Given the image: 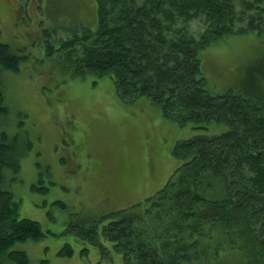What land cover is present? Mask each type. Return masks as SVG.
<instances>
[{"label":"trees","instance_id":"obj_1","mask_svg":"<svg viewBox=\"0 0 264 264\" xmlns=\"http://www.w3.org/2000/svg\"><path fill=\"white\" fill-rule=\"evenodd\" d=\"M97 6L95 29L48 45L47 55L74 76L111 75L124 101L145 97L181 125L228 126L179 138L167 180L154 194L108 212L103 238L126 264H264V92L212 94L200 57L211 41L232 33L264 38V0H97ZM27 57L0 42V70L19 71ZM8 111L0 86V116ZM16 152L0 129V264L4 257L28 264L25 250L9 247L45 236L38 220L18 216L6 187L5 169L20 168ZM74 230L105 249L96 223ZM73 251L66 244L60 252Z\"/></svg>","mask_w":264,"mask_h":264},{"label":"rangeland","instance_id":"obj_2","mask_svg":"<svg viewBox=\"0 0 264 264\" xmlns=\"http://www.w3.org/2000/svg\"><path fill=\"white\" fill-rule=\"evenodd\" d=\"M97 25V0H0V42L28 56L19 71L0 70L9 108L0 129L16 144L20 162L17 171L5 169L6 187L18 201V216L38 220L45 231L9 247L25 250L28 264H126L103 238L106 214L159 190L177 165L172 150L179 138L228 128L217 121L181 125L145 97L124 101L111 75L74 76L57 56L47 55L48 45L58 47ZM200 57L212 94L264 92V38L258 32L215 39ZM66 129H82L75 138L84 143L72 142ZM91 223L105 249L74 230ZM66 244L73 253L60 252Z\"/></svg>","mask_w":264,"mask_h":264},{"label":"crops","instance_id":"obj_3","mask_svg":"<svg viewBox=\"0 0 264 264\" xmlns=\"http://www.w3.org/2000/svg\"><path fill=\"white\" fill-rule=\"evenodd\" d=\"M71 137H72V142H74L76 145L80 146L81 144H83V140L81 138H75V133L76 132H81L82 129H66Z\"/></svg>","mask_w":264,"mask_h":264},{"label":"bare ground","instance_id":"obj_4","mask_svg":"<svg viewBox=\"0 0 264 264\" xmlns=\"http://www.w3.org/2000/svg\"><path fill=\"white\" fill-rule=\"evenodd\" d=\"M68 65V64H67Z\"/></svg>","mask_w":264,"mask_h":264}]
</instances>
